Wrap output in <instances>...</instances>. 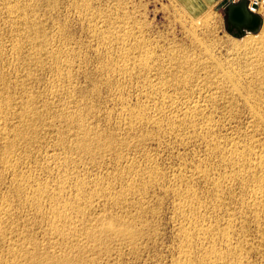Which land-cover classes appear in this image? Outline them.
Wrapping results in <instances>:
<instances>
[{
  "label": "rangeland",
  "instance_id": "1",
  "mask_svg": "<svg viewBox=\"0 0 264 264\" xmlns=\"http://www.w3.org/2000/svg\"><path fill=\"white\" fill-rule=\"evenodd\" d=\"M260 17L239 30L179 0H0V264H36L30 254L56 258L46 264H211L202 255L216 244L226 257L216 264H264V222L248 195L264 171L252 167L264 168V121L251 109L264 115V6ZM76 112L98 136L91 155L76 151ZM15 174L26 181L19 191ZM54 206L73 214L63 233ZM105 218L123 219L133 240L92 244L87 230ZM200 226H216L214 236Z\"/></svg>",
  "mask_w": 264,
  "mask_h": 264
},
{
  "label": "bare ground",
  "instance_id": "2",
  "mask_svg": "<svg viewBox=\"0 0 264 264\" xmlns=\"http://www.w3.org/2000/svg\"><path fill=\"white\" fill-rule=\"evenodd\" d=\"M260 21L258 20V19H255L252 23H251V25H250V28H251V30H256L259 26H260ZM249 32V31H248ZM61 79V78H60ZM59 90V89H58ZM56 93V92H55ZM61 94V93H60ZM215 94V93H214ZM233 94V93H232ZM263 95V94H262ZM261 95V97H263ZM211 96V95H210ZM229 96V95H228ZM227 96V97H228ZM258 96V94H256V93H251V92H247V97H246V99L247 98H256ZM211 97H213V95L211 96ZM232 97V96H231ZM230 97V98H231ZM260 96H259V98L260 99H263V98H261ZM233 98V97H232ZM231 98V99H232ZM251 98V99H252ZM216 99V98H215ZM29 101H32V100H30V99H28ZM255 100V99H254ZM259 100V99H258ZM247 101H248V99H247ZM253 101V100H252ZM256 101V100H255ZM262 101H264V100H262ZM248 102H250V101H248ZM247 102V103H248ZM254 102V101H253ZM257 102V101H256ZM25 103V102H24ZM30 103H32V102H30ZM261 104H262V102H260ZM249 104V103H248ZM253 104H255L256 105V103H252V104H250L251 106L253 105ZM258 104V103H257ZM197 105V104H196ZM201 105V104H200ZM204 105V104H203ZM25 106V105H24ZM198 106L199 105H197L196 106V109L195 110H198V111H201V110H199V108H198ZM202 106V105H201ZM251 106H250V108H251ZM257 106V105H256ZM256 106H252V110L254 109V111L253 112H255L256 111V113L257 114H255V113H253V114H255L256 116L255 117H257V122L259 121V123H261V122H263L264 121V115H262L261 114V112L260 111H262V110H260V111H258L257 110V108H256ZM1 107H3V106H0V109H1ZM202 108V107H201ZM203 108H205V107H203ZM256 109V110H255ZM259 109H261V108H259ZM2 110V109H1ZM251 110V111H252ZM77 111V110H76ZM205 111V110H204ZM202 112V113H205V112ZM78 112H79V110H78ZM132 112V111H131ZM80 113V112H79ZM82 113V112H81ZM128 113V112H127ZM130 113V112H129ZM133 113V112H132ZM138 113V112H137ZM69 117H71L70 119H72V121L71 122H73V121H77V129H78V131L81 133V136L79 137V138H76V139H74L75 140V146H76V151H79V153H80V151H82V153H85V154H92V149H93V140H96L97 138H98V136H97V134L95 135V132H94V134H91V128L87 125V123L85 124L84 123V121L83 120H81V117L83 116V114H82V116L80 115V114H78L77 112H76V114L75 113H73V114H67ZM129 115H131V114H129ZM68 116H66V117H68ZM133 116L135 117V118H138V117H136V116H139V115H137V114H133ZM132 115H131V118L133 117ZM142 117V116H141ZM204 117H206V115L204 116ZM254 117V116H253ZM254 117V118H255ZM210 118V117H209ZM209 118H207L209 121H210V119ZM139 119V118H138ZM206 119V120H207ZM84 120H85V118H84ZM1 123V122H0ZM209 123V122H208ZM89 124V123H88ZM74 125V124H73ZM1 127V126H0ZM74 127H76V126H74ZM1 130L3 129V128H0ZM1 130H0V132H1ZM208 132H209V130H208ZM97 133V132H96ZM77 134V133H76ZM75 134V135H76ZM98 135H100V132L98 133ZM78 136V135H77ZM15 138V137H14ZM14 138H12V139H14ZM101 138V136L99 137V139ZM11 139V140H12ZM98 139V140H99ZM74 140H73V142H74ZM15 141V140H14ZM97 141V140H96ZM9 142V141H8ZM10 144H11V142H9ZM14 143V142H13ZM12 145V144H11ZM6 146V145H5ZM8 146H10L9 144H8ZM13 146V145H12ZM74 146V147H75ZM103 146H106V147H104L105 149L107 148V146H109V145H106V143H103V144H101V146L100 147H98L99 149L100 148H102ZM67 147V146H66ZM110 147V146H109ZM108 147V148H109ZM249 147V146H248ZM6 148V147H5ZM65 148V147H64ZM68 148V147H67ZM235 148V147H234ZM234 148H233V150H234ZM237 148V147H236ZM70 150L71 149H73L72 147H70L69 148ZM69 149H67V150H69ZM110 149V148H109ZM109 149H107V150H109ZM69 150V151H70ZM75 150V149H74ZM106 150V151H107ZM231 150V149H230ZM7 151V150H6ZM235 151V150H234ZM233 151V152H234ZM239 151V150H238ZM102 152H104V151H102ZM82 153H81V155H82ZM235 153H237V152H235ZM84 154V155H85ZM90 154V155H91ZM231 154V153H230ZM233 155V154H232ZM237 155V154H236ZM89 156V155H88ZM7 157V155L6 156H3V163H5V165H7L8 167H10V168H12L13 169V167H15L14 166V164L12 163V161L10 162V160L8 159V158H6ZM236 157H238V156H236ZM11 159V158H10ZM259 159V158H258ZM260 160V159H259ZM261 161V160H260ZM256 162V163H253V168H255L256 170L258 169H264L263 168V165H262V163L261 162ZM14 162V161H13ZM16 162V161H15ZM2 163V162H1ZM236 165H237V163H236ZM238 166V165H237ZM5 167V166H4ZM251 167V168H252ZM252 168V169H253ZM7 169H9V168H7ZM15 169H16V167H15ZM14 169V170H15ZM10 170V169H9ZM11 171H13V170H11ZM16 171V170H15ZM14 172V171H13ZM261 172V171H260ZM263 173L261 174H259V175H255L254 177H252L253 179H255V180H253V181H258V183L257 184H255V186L253 187V189H252V191H251V193H249L248 192V195H250V196H248V197H250L251 199L249 200V205H250V207L251 208H253V210L254 211H257V215H256V217H254V218H256V219H258L259 217H261V220L264 222V171H262ZM15 173V172H14ZM236 173V172H235ZM255 173V172H254ZM13 175V174H12ZM254 175V174H253ZM15 176L17 177V175L15 174ZM247 176H248V174H247ZM14 178V177H13ZM18 178V180H19V177H17ZM226 178V177H225ZM252 178H251V180H252ZM23 179V178H22ZM21 178H20V180L21 181H23ZM25 179H27V177L25 178ZM227 179V178H226ZM225 179V180H226ZM245 179V178H244ZM14 180V188L16 189V190H20V189H22V186H21V184L24 182H21L20 180H19V182H18V180H16L15 178L13 179ZM250 180V181H251ZM27 181H29V180H27ZM67 181V180H66ZM217 181H219V180H216V182ZM222 180H220V182H221ZM224 181V180H223ZM252 181V182H253ZM256 181V182H257ZM26 182V181H25ZM24 182V183H25ZM215 182V181H214ZM220 182H219V184H218V182H217V184H218V186H220ZM254 183V182H253ZM27 184V183H26ZM30 183L28 182V184H27V187H28V185H29ZM80 185H82L81 183H79ZM130 184V183H129ZM221 184H222V182H221ZM13 185V184H12ZM25 185V184H24ZM32 184H30V186H31ZM47 185V184H46ZM46 185H45V187H46ZM60 185H62L63 186V183L62 184H60L59 183V186ZM66 185H68V181L66 182V184L64 185V186H66ZM131 185V184H130ZM254 185V184H253ZM26 186V185H25ZM24 186V188L26 189L27 187H25ZM58 186V187H59ZM75 186H78L77 184L75 185ZM134 187H135V184L133 185ZM131 187V188H134V187ZM215 186H217V185H215ZM61 187V186H60ZM67 187V186H66ZM70 187V186H69ZM78 187H80V186H78ZM249 187H251V186H249ZM251 187V188H252ZM62 188H64V187H62ZM75 188V187H74ZM77 188V187H76ZM82 187H80V190H82L81 189ZM218 189H219V187H217ZM45 190H46V188H45ZM44 190V191H45ZM66 189H64V191H65ZM75 190V189H74ZM77 190V189H76ZM104 190V189H103ZM46 191H48V190H46ZM61 192H62V190H60ZM59 190H58V192L57 193H59L60 192ZM89 191V190H88ZM100 191V190H99ZM102 191V190H101ZM104 191H106V190H104ZM104 191H102L104 194H105V192ZM56 191H54V193H55ZM81 192H83V191H81ZM86 192V191H85ZM97 192H98V190H97ZM107 192H109L108 190H107ZM39 193H41V191L39 192ZM46 193H49V192H46ZM52 193V192H51ZM50 193V194H51ZM75 193V192H74ZM77 193H79L80 194V192H79V190L77 191ZM101 192H99L98 194H100ZM59 194H62V193H59ZM78 194V195H79ZM90 194V193H89ZM94 194H96V193H94ZM107 194V193H106ZM43 195H45V192L43 193ZM55 195H56V193H55ZM74 195H76V194H74ZM82 195V194H81ZM81 195H79V197L78 196H76V197H78L79 199H80V201H81V199L82 198H80L81 197ZM102 195V194H101ZM191 195H193L192 193L190 194V195H187V196H190L191 197ZM45 196H47V195H45ZM60 196V195H59ZM62 196V195H61ZM84 196V195H83ZM90 196V195H89ZM88 196V197H89ZM100 196V195H99ZM39 197V196H38ZM52 197H53V195H52ZM55 197V196H54ZM57 197H58V195H57ZM56 197V198H57ZM86 197V196H85ZM103 197H105V196H103ZM107 197V196H106ZM110 197V195H108V198ZM189 197V198H190ZM193 197V196H192ZM44 198H46V197H44ZM49 198V197H48ZM60 199H61V197H59ZM58 198V199H59ZM72 199H73V196L71 197ZM77 198V199H78ZM87 198V197H86ZM86 198H84V199H86ZM90 198H91V196H90ZM90 198L88 199L89 201H91L90 200ZM186 198V197H185ZM5 199H8V198H5ZM41 199H43V197L41 198ZM58 199H57V201H58ZM59 199V200H60ZM62 199H63V196H62ZM61 199V200H62ZM65 199V198H64ZM76 199V200H77ZM78 199V200H79ZM82 200V201H85V200ZM92 199V198H91ZM95 199V198H94ZM93 199V200H94ZM191 199V198H190ZM38 200V199H37ZM40 200V199H39ZM38 200V201H39ZM60 200V201H61ZM77 200V202L79 203L80 201H78ZM87 200V199H86ZM92 200V201H93ZM101 200V199H100ZM59 201V202H60ZM71 201V200H70ZM74 202H72V203H75V197H74V200H73ZM81 201V202H82ZM88 201V202H89ZM91 201V202H92ZM193 201V200H192ZM251 201V202H250ZM1 202H4V200H2V198H1ZM5 202H7L8 203V201H6L5 200ZM37 201L35 200L34 201V203H36ZM40 202V201H39ZM50 202H51V200H50ZM68 202V201H67ZM66 202V204H68L69 205V203H67ZM90 202V203H91ZM116 202V201H115ZM187 202V201H186ZM248 202V201H247ZM58 203V202H57ZM77 203V204H78ZM83 203V202H82ZM85 203H87L86 201H85ZM84 203V204H85ZM188 203V202H187ZM194 203V202H193ZM6 204V203H5ZM76 204V205H77ZM92 204H93V202H92ZM4 204L2 203V206H3ZM35 205V204H34ZM37 205H38V203H37ZM39 205H41V204H39ZM64 205H65V201H64ZM63 204L61 205V206H64ZM68 205H65L66 207L68 206ZM79 205V207H82L80 204H78ZM78 205H77V208L76 209H80V208H78ZM88 205H89V203H88ZM191 205V204H190ZM7 206H8V204H7ZM6 206V207H7ZM70 206H73V204H70ZM247 206V205H246ZM51 207H53L52 205H51ZM65 207V208H66ZM76 207V206H75ZM75 207H72V208H74L75 209ZM191 207V206H190ZM194 207V206H193ZM1 208H3L4 210H5V208H4V206L3 207H1ZM0 208V209H1ZM63 208V207H62ZM69 208V207H68ZM184 208V207H183ZM187 208V207H186ZM185 208V209H186ZM250 208V209H251ZM82 209V208H81ZM248 209H249V207H248ZM248 209H247V211H248ZM8 210V209H7ZM69 210V209H68ZM68 210H67V212H68ZM72 210V209H71ZM191 210V209H190ZM252 210V211H253ZM2 211V210H1ZM74 211V210H73ZM80 211V210H79ZM82 211V210H81ZM80 211V212H81ZM193 211V210H192ZM249 211H251V210H249ZM64 209H61L60 207L58 208V207H55L54 206V208H53V210H51L50 212H49V214L51 213V215H52V217H53V222H54V229L57 231V233L56 234H58V232L59 233H63V232H61L62 231V229H63V227L65 226H61V225H63V224H66V223H70V225H71V221H69V215H71V213L70 214H68ZM72 212V211H71ZM75 212V211H74ZM190 212V211H189ZM6 213V214H5ZM2 212V214H5V215H7V212ZM77 213H78V211H77ZM76 213V214H77ZM81 213H83V212H81ZM80 213V214H81ZM193 213V212H192ZM75 214V213H74ZM79 214V215H80ZM189 214V213H188ZM258 214H259V216H258ZM0 215H1V213H0ZM73 215V214H72ZM71 215V216H72ZM78 215V216H79ZM83 215V214H82ZM255 215V214H254ZM74 216H76V215H74ZM81 216V215H80ZM192 216H194L193 214H192ZM197 216V215H196ZM231 215H229V217H230ZM2 217V216H1ZM51 217V216H50ZM51 217V218H52ZM103 216H101V218H102ZM116 217V216H115ZM118 217V216H117ZM198 217V216H197ZM200 217V216H199ZM198 217V218H199ZM50 218V219H51ZM74 218V217H73ZM189 218V217H188ZM192 218V217H191ZM196 218V217H195ZM194 217L192 218V219H195ZM75 219V218H74ZM73 219V220H74ZM78 219H79V217H78ZM100 219V218H99ZM106 219V218H105ZM121 219V218H120ZM190 219V218H189ZM197 219V218H196ZM200 219V218H199ZM214 219V218H213ZM230 219V218H229ZM3 220H4V218H3ZM70 220H72V217H71V219ZM72 220V221H73ZM101 220H103V219H101ZM122 220L123 219H121V221L120 220H116V219H114V218H111V219H106V220H104L102 223H101V225H99L100 227H99V229L97 228V230H90L89 228H88V230L87 229H85V231L87 230V234H86V238H89L90 240H91V243L93 244V243H97L98 241H101V240H104L105 238H110V237H114V236H122V238H124V237H128L130 240H133V238H134V236L136 235V232L134 231V229H132V228H130L128 225H123L122 224ZM198 220V219H197ZM196 220V221H197ZM231 220V219H230ZM259 220V219H258ZM1 221V220H0ZM124 221V220H123ZM194 222H195V220H193ZM203 221V220H202ZM228 221V220H227ZM52 222V223H53ZM74 222H77V221H74ZM194 222H192V220H191V223H194ZM200 222V221H199ZM212 222V221H211ZM229 222V221H228ZM231 222H232V220H231ZM124 223V222H123ZM203 223V222H202ZM205 223V222H204ZM230 223V222H229ZM228 223V224H229ZM234 223V222H233ZM72 224H73V222H72ZM127 224V223H126ZM195 224V223H194ZM197 224V223H196ZM195 224V226H197ZM200 223H198V225H199ZM217 224V223H216ZM227 224V223H226ZM185 225V224H184ZM189 225H190V222H189ZM189 225H188V227L187 228H189ZM192 225V224H191ZM190 225V226H191ZM210 225H212V223L210 224ZM68 226H69V224H68ZM203 226V225H202ZM205 226V225H204ZM218 226V225H217ZM52 227V226H51ZM66 227V226H65ZM70 227H72V225L70 226ZM133 227V226H132ZM185 227V226H184ZM216 227V226H215ZM215 227H211V226H207V227H202L201 228V226H200V228L198 229L199 230V232H202V235H203V233L204 234H207V236L206 235H203V236H206V237H208L209 235H211L210 233H213V236H214V230H215ZM224 227V229H225V226H223ZM222 227V228H223ZM226 227H228V225L226 226ZM229 227H232V226H229ZM5 228H7V227H5ZM4 228V229H5ZM68 228V227H67ZM78 228V227H77ZM85 228V227H84ZM83 228V229H84ZM186 228V227H185ZM184 228V229H185ZM219 228V227H218ZM221 228V229H222ZM52 229V228H51ZM53 229V230H54ZM65 229V228H64ZM63 229V230H64ZM68 229H70V228H68ZM73 229H74V227H73ZM79 229H81L80 227H79ZM217 229V228H216ZM221 229H220V231H221ZM223 229V230H224ZM229 229H231V228H229ZM229 229H227L226 228V230H224V232H223V236H224V241L225 242H227L228 244H231L232 245V243H230V241H231V239H229V234H230V231H229ZM3 231L4 230H2V229H0V234H5V233H3ZM7 231V230H6ZM55 231V232H56ZM70 231H72V230H70ZM74 231V230H73ZM82 231H84V230H82ZM81 231V232H82ZM182 231V230H181ZM184 231V230H183ZM189 231L190 230H188V229H185V232H186V237H190L189 235H190V233L193 231H191L190 233H189ZM216 231V230H215ZM233 231V230H232ZM5 232V231H4ZM54 232V231H53ZM52 232V233H53ZM78 232V231H77ZM194 232V231H193ZM73 233V232H72ZM79 233H80V231H79ZM138 233V232H137ZM183 233V232H182ZM195 233V232H194ZM216 233V232H215ZM232 233V232H231ZM66 234V233H65ZM68 234H69V232H68ZM84 234V233H83ZM196 234V233H195ZM194 234V235H195ZM209 234V235H208ZM55 235V234H54ZM61 234H59L58 236H60ZM63 235V234H62ZM61 235V236H62ZM67 235V234H66ZM65 235V236H66ZM72 235V234H71ZM71 235H68V237L67 238H69V236H71ZM76 235H78V234H76ZM60 236V237H61ZM88 236V237H87ZM183 236V235H182ZM195 236H197V235H195ZM195 236H193L194 237V240H195ZM199 236V235H198ZM202 236V237H203ZM218 236H219V234H218ZM230 236H233V235H230ZM63 237V236H62ZM72 237V236H71ZM191 237H192V234H191ZM200 237H201V235H200ZM210 237H212V236H210ZM220 237V236H219ZM64 238V237H63ZM73 238V237H72ZM72 238H71V240H72ZM116 238V237H115ZM199 238V237H198ZM204 238V237H203ZM215 238V237H214ZM221 238H222V236H221ZM62 239V238H61ZM70 239V238H69ZM74 239V238H73ZM183 239V238H182ZM185 239V238H184ZM192 239V241H193V238H191ZM200 239V238H199ZM212 239V238H211ZM234 239V238H233ZM63 240V239H62ZM66 240V239H65ZM187 240H188V238H187ZM215 240V239H214ZM217 240V239H216ZM215 240V241H216ZM64 241V240H63ZM68 241V240H67ZM77 241V240H76ZM75 241V242H76ZM188 241H190V239L188 240ZM199 241V240H198ZM200 241H202V240H200ZM206 241V240H205ZM208 241V240H207ZM206 241V242H207ZM68 242H70V240L68 241ZM78 242V241H77ZM203 242V241H202ZM220 242H222V241H220ZM232 242V241H231ZM89 243H90V241H89ZM188 243H190V242H187V244ZM209 243H211V242H209L208 241V243L207 244H209ZM227 243H225V244H227ZM77 244V243H76ZM192 243H190V245H191ZM212 244V243H211ZM214 244V243H213ZM219 245H220V243H218ZM221 244H223V243H221ZM35 245V244H34ZM78 245H79V243H78ZM98 245V244H97ZM96 245V246H97ZM217 245V244H216ZM216 245H210L211 247L209 248L208 247V249H206V251L204 252L205 253V255L203 254L202 255V257L204 258V259H206L207 261H208V263H211V264H216L220 259H226V257L225 258H223V256L219 253L220 252V250H219V248L221 247V246H219V248L216 246ZM230 245V246H231ZM240 245V244H239ZM203 246V245H202ZM206 246H208V245H206ZM228 246V245H227ZM230 246H228V247H230ZM237 246H238V244H237ZM34 247V246H33ZM37 247V246H36ZM239 248H240V246H238ZM183 248H184V250L187 248H185V246H183ZM189 249H190V247H188ZM187 248V249H188ZM207 248V247H206ZM222 248V247H221ZM236 248V247H235ZM33 249V248H32ZM34 249H35V247H34ZM188 249V251H190ZM226 249V248H225ZM234 249V248H233ZM233 249L232 248H230V250H232L233 251ZM184 250H182V251H184ZM203 250H204V248H203ZM236 249H234V251H235ZM13 251V250H12ZM32 251V250H31ZM232 251H230V252H232ZM181 252V251H180ZM201 252H202V250H201ZM221 252H222V249H221ZM228 252V251H227ZM237 252V251H236ZM235 252V253H236ZM240 252H241V250H240ZM27 253V252H26ZM34 253V252H33ZM233 253V252H232ZM231 253V254H232ZM16 254V253H15ZM30 253H28V255H29ZM65 254V253H64ZM184 254H187V252L185 251V253ZM189 254H191L190 252H189ZM188 254V255H189ZM201 254V253H200ZM238 254H239V252H238ZM14 255V254H13ZM35 254H30L29 256H30V258H33V260L36 262V264L38 263V264H46V261H47V259H51L52 258V260H54V259H56V258H54V256H52V255H48L47 254V258L46 259H37V258H35V256H34ZM187 255V257H189ZM192 255V254H191ZM236 255H237V253H236ZM235 255V256H236ZM240 255V254H239ZM238 255V256H239ZM184 256H186V255H184ZM205 256V257H204ZM50 257V258H49ZM181 257V256H180ZM201 257V256H200ZM35 258V259H34ZM39 258V257H38ZM191 257H189V260L188 261H190L191 259H190ZM228 258V257H227ZM239 258V257H238ZM241 258V257H240ZM183 259H184V257H183ZM242 260H243V258H241ZM60 260L61 259H59V260H55L56 262L55 263H58V262H60ZM64 260L66 261V262H68V263H70V262H72V257L70 256V254H67L66 253V255L64 256ZM185 260H186V262H188L187 261V259H186V257H185ZM203 260V259H202ZM13 261H15V260H13ZM200 261H201V258H200ZM205 261V260H204ZM233 261V260H232ZM186 262H184L185 264H187ZM193 262V261H192ZM220 262V261H219ZM221 262H223V260H221ZM238 262H240V261H237V263ZM242 262V261H241ZM15 263H16V261H15ZM14 263V264H15ZM183 263V264H184ZM224 263V262H223ZM230 263H232V262H230ZM13 264V263H12ZM181 264V263H180ZM190 264H192V263H190ZM238 264H240V263H238ZM242 264H243V262H242Z\"/></svg>",
  "mask_w": 264,
  "mask_h": 264
},
{
  "label": "water",
  "instance_id": "3",
  "mask_svg": "<svg viewBox=\"0 0 264 264\" xmlns=\"http://www.w3.org/2000/svg\"><path fill=\"white\" fill-rule=\"evenodd\" d=\"M226 14L228 22L239 30H251L250 25L255 19L261 22L260 14L250 12L244 0L227 4Z\"/></svg>",
  "mask_w": 264,
  "mask_h": 264
},
{
  "label": "crops",
  "instance_id": "4",
  "mask_svg": "<svg viewBox=\"0 0 264 264\" xmlns=\"http://www.w3.org/2000/svg\"><path fill=\"white\" fill-rule=\"evenodd\" d=\"M184 6L196 15H203L209 11H215L218 14H226V0H179Z\"/></svg>",
  "mask_w": 264,
  "mask_h": 264
},
{
  "label": "built area",
  "instance_id": "5",
  "mask_svg": "<svg viewBox=\"0 0 264 264\" xmlns=\"http://www.w3.org/2000/svg\"><path fill=\"white\" fill-rule=\"evenodd\" d=\"M239 1H243V0H226L225 2V7L227 6V4L229 3H236ZM247 2V7L249 9L250 12L254 13V14H260L261 13V9L264 6V0H244Z\"/></svg>",
  "mask_w": 264,
  "mask_h": 264
}]
</instances>
